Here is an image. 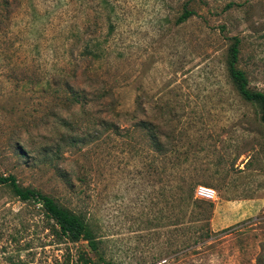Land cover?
I'll return each instance as SVG.
<instances>
[{"label": "rangeland", "instance_id": "obj_1", "mask_svg": "<svg viewBox=\"0 0 264 264\" xmlns=\"http://www.w3.org/2000/svg\"><path fill=\"white\" fill-rule=\"evenodd\" d=\"M234 38L264 94V0H0V175L100 243L0 184V264H264V124Z\"/></svg>", "mask_w": 264, "mask_h": 264}, {"label": "trees", "instance_id": "obj_2", "mask_svg": "<svg viewBox=\"0 0 264 264\" xmlns=\"http://www.w3.org/2000/svg\"><path fill=\"white\" fill-rule=\"evenodd\" d=\"M193 15L194 14L192 12L185 11L182 15L179 16L176 22L178 24H181ZM233 41L234 42L230 48V62L228 64L229 75L232 81L235 83L238 93L242 96V98H244L248 102L256 103L259 105L262 112L261 121L264 124V94L260 92H252L247 88L248 82L245 73L236 68L239 54V40L237 38H234ZM0 184L9 188L12 194L20 201H30L35 205H38L44 215L48 219L53 221L55 226L54 232L58 239L66 240L70 243L85 242L87 243L90 252H98L100 243L94 231L80 215L70 211L67 208H64L52 198L46 197L33 190L21 188L14 177H4L0 175ZM196 187L194 188L192 195V198L194 200H197L194 197ZM82 262L83 264H92L89 259H84Z\"/></svg>", "mask_w": 264, "mask_h": 264}, {"label": "built area", "instance_id": "obj_3", "mask_svg": "<svg viewBox=\"0 0 264 264\" xmlns=\"http://www.w3.org/2000/svg\"><path fill=\"white\" fill-rule=\"evenodd\" d=\"M194 197L197 200L213 202L216 200V192L209 187L198 185L195 189Z\"/></svg>", "mask_w": 264, "mask_h": 264}]
</instances>
